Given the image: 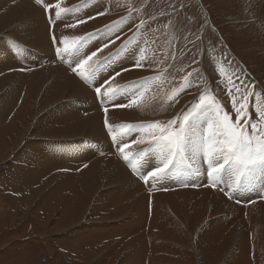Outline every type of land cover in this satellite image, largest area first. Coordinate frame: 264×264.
<instances>
[{
    "label": "rangeland",
    "instance_id": "rangeland-1",
    "mask_svg": "<svg viewBox=\"0 0 264 264\" xmlns=\"http://www.w3.org/2000/svg\"><path fill=\"white\" fill-rule=\"evenodd\" d=\"M17 1L19 0H0L2 9L0 16L3 12L5 14V6L8 7L5 2L12 4ZM67 1L71 4L74 3V6L69 4L70 6L66 8L77 7L79 16H94L93 14L99 12L100 9L104 11L109 7V17L112 20L110 19L109 22L100 26L81 24L89 26V29L84 33H79L78 27L81 25L74 28L76 30L69 28L68 33L59 35L58 39H62L64 36L71 39L73 36L104 29L106 25L123 20L120 26L122 31L118 35L125 40L119 46L132 36L133 33L128 28L132 29L137 25L140 26L136 29L138 40L131 46L132 48L138 45L139 49L148 52L146 44L151 36L163 46L164 55L161 57L169 60L168 64L174 71L172 76L163 77V95L161 96L163 99L171 102L168 98L175 93L172 86L188 83L190 86L187 89L197 95V100L202 94L214 95L217 102L235 120L231 98L227 94L228 81H234L243 91L242 80L244 84L249 85V90L254 93V98H249L248 111L251 116L254 106L264 108V43L259 41V36L263 37L261 29L264 27V0H65V5L68 4H66ZM55 2L56 0H53V3ZM20 4L25 7L29 3L27 0H20L18 5L21 6ZM38 11L40 14L44 12L41 8H38ZM117 11L118 13L122 11L121 16L118 13L114 15V12ZM19 16L18 14L17 21L16 16L13 18L12 24H14L8 30L9 34L8 31H0V56L6 54L7 59L20 60L24 65L36 60L34 67L37 65L39 68H33V71L53 65H56V69L71 70L68 68L69 63H66L71 60V57L66 56L64 62L58 60L54 55L52 44L46 48L38 47L36 43L34 46L29 43V45L24 44V42H29L24 31L32 23V18L37 16L23 18ZM66 19H71V17H66ZM60 31L59 28L58 32ZM54 34H56L55 30ZM45 40L46 38L43 37V41ZM9 41L15 42L21 51L17 52L16 48L8 43ZM161 45H157L156 49L160 50ZM119 46L116 48L110 46L100 52L99 56L104 57ZM150 47L152 48V46ZM6 49H9L8 53ZM111 49L113 50L111 51ZM155 59V65L159 67ZM149 61L148 55L146 62L149 63ZM3 64V61L0 62V69H7L8 67H2ZM130 65L131 61L124 58L114 66V70L119 71L120 68ZM160 68L162 66L158 69ZM221 70L223 76L220 74ZM161 73H158L159 76L158 74H148L144 77L161 78ZM116 78L118 80L113 81L115 86L117 85L115 82L123 85L139 80V78L126 76V73H122ZM77 79L75 80L78 81L79 79ZM52 80L53 77L49 79L51 82ZM5 85L9 86V83ZM21 85L25 86V84ZM252 85L255 87H251ZM9 89L10 87L8 90L0 92V115L4 114L3 117H0V126L7 122L6 115L9 116L12 110L11 107H8L10 103ZM93 90L94 88L91 86L88 91L93 92ZM67 92L60 100L42 112L36 107L32 108L33 110L29 109L32 115L30 114L24 119L21 128L18 126L21 135L13 136L11 145L0 149V264H142V261L145 264V257L157 261L153 264H250V261L251 264H264V224L258 223L261 229L258 232L254 229L255 220L247 219L248 217L250 219V215L255 213L252 210L249 214L247 209L264 204V199L261 198L264 194L262 190L264 176L254 178L237 191L235 199H231L233 201L230 203L231 209L221 208L222 211H219L215 205L211 208V205L202 203L204 198L200 194L207 191L209 187L202 188L207 179L201 174L203 166L197 160L200 158L199 156L189 160L191 169L184 167L180 172L164 179L150 180L148 189H146L141 184L142 177L133 174L131 167L113 154L116 153V143L138 138L135 133L129 137L128 130L123 127L124 124L139 125L156 121L164 123L169 121L168 117L155 119V121H151L152 119L146 121L121 119L114 112V110L121 109H114L109 105L107 119L112 126L111 133L106 131L97 137L98 134L91 133V129L86 127L84 131L85 127L80 126L82 129L77 128L78 131L71 129V134L67 137L54 135L48 136L49 139L37 137L36 133L41 130L40 127L38 128L41 120L85 119L88 117L87 112L92 109L98 110V113L105 119L103 110L100 111L102 107L95 104L94 97L86 99V95L75 94L76 92L72 93L70 90L69 96ZM144 110L146 108L142 111ZM127 111L130 110L127 109ZM183 112L184 110L181 108L176 109V113L179 115ZM255 118L256 113L254 112L252 119ZM204 124L206 123H202V125ZM101 126L104 128V123ZM94 131L96 132V129ZM112 135L116 137V142L112 141ZM147 148L148 145L133 144L128 149V152L132 153L130 159L137 165L140 172L145 171L146 160H151L154 163H158L159 160L158 156L148 152H145L143 157H136V153ZM110 155L114 156L113 158L116 157L121 167H126L130 174L129 182L123 181L117 185L113 179L104 178L101 190H99L98 184L92 186L91 189H88L90 192L88 207H85L82 217L70 225H62L63 217H70L74 212L80 211L77 205H74L67 214L64 213L69 209L70 204L62 201L56 202L52 209L51 204L47 205V210L41 215L34 213V204L37 207L44 205L56 193L62 196V193H65L63 191L64 181L80 175L79 172H84L80 167L90 166L95 161L106 160V156ZM100 158L102 160H99ZM21 163H24L25 167L22 173L24 176L22 178L25 179L23 181L16 178L17 166ZM110 167H112L110 171L113 173L116 166L111 163ZM72 168H74L73 173ZM64 175L67 178H64ZM40 187H43L42 196H39ZM31 188L36 190V194L38 193L35 203L28 206L30 199L28 203L25 200L21 205L14 197V193L16 192L19 197L25 196ZM210 188L212 189V187ZM78 190L82 191L81 187L77 185ZM150 191L154 192L152 197L149 195ZM139 194L144 196V199L141 200L148 197V211L150 207L153 209L148 221L145 222L141 221L140 213L137 210L138 206L142 205L138 198ZM108 196L116 199L117 202H112ZM131 196H136L135 199H132L133 205H125L123 200L127 197L131 198ZM75 199L78 202L82 201L79 197H75ZM245 201L246 204H244ZM257 201L261 203L257 204ZM100 208L105 209L106 212L100 213ZM47 213H52V215L44 217L43 214ZM191 213L199 214L194 217ZM262 213L264 214V209ZM258 214L261 217V211H257ZM245 215L246 218H243ZM197 217L200 218L197 220ZM261 218L264 219V217ZM156 219L163 221L166 226L160 224V227H156ZM239 220L240 224L236 222ZM229 223L234 225L230 227ZM246 224L250 225L249 228L252 229L249 232L245 229ZM238 226H240L239 230ZM215 229L216 231H214ZM154 231H163L169 237L159 236ZM233 231L239 232L240 238L239 236L234 239L231 237L228 241H224V237ZM256 232L258 233L256 234ZM245 236L247 240L244 239ZM141 237L144 242L149 238L156 242L162 241L157 244L151 241L154 242V248H161L162 251L154 255L151 246H148L146 242L141 251H138L140 248L138 243L128 245L129 242L133 243L134 240ZM123 241L125 242L123 243ZM118 244L123 245V248L117 249ZM250 246L251 249H249ZM78 247L82 248L80 252ZM248 249L254 252L252 255L250 251V258H248ZM260 258L262 259L259 261Z\"/></svg>",
    "mask_w": 264,
    "mask_h": 264
},
{
    "label": "snow or ice",
    "instance_id": "snow-or-ice-1",
    "mask_svg": "<svg viewBox=\"0 0 264 264\" xmlns=\"http://www.w3.org/2000/svg\"><path fill=\"white\" fill-rule=\"evenodd\" d=\"M35 3L44 7L55 57L61 62L65 61L66 56L71 57L69 67L72 74L81 82L93 86L97 104L102 107L105 114V129L111 133L112 126L107 119L109 105L114 109H130L138 106V101L158 78L143 77L127 84L113 86V81L123 72L143 70L146 67L139 46L131 47L138 40L136 29L140 26L130 29L132 36L115 51L100 57L99 53L109 48L115 43V39L119 38L123 20L106 25L104 29L73 36L71 39L68 36L58 39L52 31L56 23H61L64 27L76 28L87 23L89 19L106 15V10L99 11L94 16H79L77 7L61 6L64 0H56L55 3L53 0H35ZM53 9H55L54 13ZM8 43L16 47L17 52L21 51L15 42ZM124 58L129 59L131 65L115 71L114 66ZM147 68H152V65H147ZM220 74L223 76L222 70ZM241 84L243 91L234 81H228L227 94L231 98L235 120L217 102L214 95L202 94L189 109L167 122L123 125L128 130L129 137L135 133L138 138L116 143L117 153L131 167L133 174L142 177L145 184H149L150 180H161L176 174L184 167L191 169L189 160L199 156L203 166L201 174L208 181L204 186L219 187L226 198L233 199L236 192L254 178L264 176V108L254 106L256 118L252 119L248 109L249 98H254V93L242 80ZM189 86L190 84L185 83L168 99L178 102L179 95ZM203 122H206V127L202 126ZM111 139L116 142L114 135ZM133 144L148 145L146 150L136 153V157H143L145 152L152 153L158 156V163L146 160L145 171L140 172L130 159L132 153L128 152ZM226 177L228 179H225ZM261 198L264 199V195Z\"/></svg>",
    "mask_w": 264,
    "mask_h": 264
},
{
    "label": "bare ground",
    "instance_id": "bare-ground-1",
    "mask_svg": "<svg viewBox=\"0 0 264 264\" xmlns=\"http://www.w3.org/2000/svg\"><path fill=\"white\" fill-rule=\"evenodd\" d=\"M27 1H28L29 4H27L25 7H22L21 4H20L21 6L18 5V2H20V0L15 2V3H12V4H9V2H5L8 5V7L5 6V8H6L5 14L3 12V14H1V16H0V31L4 30V31L7 32L10 28H12L11 26H13V24H14V23L12 24V22H14L12 20L16 16V21H17L18 14L20 15L19 17H21V18L30 17V16H33V15H36L37 17L36 18H34V17L32 18L33 19L32 23L28 26V29L24 31V33L27 34V37L29 39V42H24V44H27V45L32 44L34 46V44L36 43L38 45V47L46 48V47H48L51 44L50 35H49V29H48V20L46 19L45 12L40 14V12L38 11V8H41V10L44 11V7H41L40 5L36 4L35 0H27ZM67 5H69V4H67ZM114 5L117 6V4H115V3H114ZM108 9H109V7L106 10V12H107L106 15L96 16V18L89 19L87 21V23L90 24V25H97V26L99 25L100 26V25H103V24L109 22V20L111 18L109 17L110 13H109ZM1 11H2V9L0 8V12ZM100 11H102V9H100ZM263 11H264V9H263ZM121 12L120 11H119V13H118V11L114 12V15H116L118 13V15L121 16L120 15ZM93 15H95V14H93ZM43 16L45 18V21H44ZM88 24L79 26L78 27L79 33H84L85 31H87L89 29ZM57 25H59V26L57 27ZM59 28L61 29L60 32H58ZM68 29H69V27H64L63 24L60 25L59 23H56V25H55L54 29H52V31L54 32V30H55V33H56L55 35L58 38L59 35H63V34L68 33ZM72 30H76V29L72 28ZM128 30H130V29L128 28ZM9 32L10 31H8V34H9ZM261 34H263V37L259 36V41L264 43V27H262V29H261ZM43 37L46 38L45 41H43ZM124 40L125 39L122 38V37H119V38L115 39V43H114L115 44V48L117 46H119V44L122 43ZM157 45H161V44H159L151 36V39L146 44L148 52L147 51L145 52V50L140 49V55H143V57H144L143 63L146 66L145 69L123 72V73H126V76H131V77L139 78V79L141 77L147 76L148 74L149 75H153V74H158V73L162 72L161 73L162 77L156 79L155 82H153L154 84H152L150 90L148 92H146L144 94V96L138 101V106H134V107L130 108L129 109L130 111H127V109H124V108H121V110H114L115 114H117L121 119L122 118H124V119L127 118V119H131V120L135 119L136 121H146L148 119H152L151 121H155V119H163V118L165 119V117H168V120H170V119H173L174 117H176L177 115H179V114L176 113V109L177 108H181L184 111H186L194 103L197 102V98H196L197 95L195 93H193V92H189V89L184 90L183 94L179 95L178 102H173V101L169 102V101H167V100H165V99H163L161 97L163 95V93H162L163 77L164 76H172L174 74V71L171 70V67L168 64L169 60L166 59V58H162L161 57V55H164L163 46L161 45V48L159 50V49H156ZM150 46H152V48ZM115 48H113V49H115ZM113 49H111V51ZM6 50H7V53H8L9 49H6ZM48 51H50V50H48ZM155 51H157L158 54L155 53ZM148 55H149V60H150L149 63L146 62V60L148 59ZM17 57H18V55H17ZM137 59H138V57H137ZM154 59L157 60V62H158L157 66H159V67L162 66V68L158 69L159 67H156ZM0 60H1L0 62H2V61L4 62L2 67H8L7 69H4V68L0 69V79L2 78L0 80V92H4L6 89L8 90V87H10V89H9L10 90V96H8V99H10V101H9L10 102L9 103L10 106L8 105V103H7V105H8L9 108L10 107L12 108V110L10 111L9 116L6 115L7 122L6 123L4 122L0 126V149L1 148H7L8 145H11L10 144L11 143V138L13 136H15L17 134L21 135L20 130L18 131V126H19V128H21L22 123L25 121L24 119L27 118L28 116H30V114H31L30 110L35 109L34 107H36L37 110L38 109L41 110V112L46 110L47 108L51 107L54 102L56 103V101L60 100V98L63 97L64 94L67 91H68L67 92L68 95H69L70 92H72V93L76 92L75 94L80 93V94L86 95L85 96L86 99H90V98L92 99V97H94L95 104H97L94 90H93V92H89L88 91L91 86L88 85V84H85L84 82H80L76 77L73 76V74H71L72 73L71 70L66 71V69H63V68L56 69V65H53V66H50V67H47V68H43L42 67L43 69L40 68L38 70H34L33 71L32 70L33 68H39V67H37V65H36V67H34L35 63H36V60L28 62L29 64L24 65L23 62L20 61V60L19 61L18 60H14L13 61V60H11L9 58L7 59L6 54L5 55H1L0 56ZM68 61L70 62L71 60H68ZM69 62L66 61V63H69ZM149 64L152 65V68H147V65H149ZM68 68L70 69V67H68ZM158 76H159V74H158ZM51 77H53V80L55 82L53 80H52V82L49 81V79ZM75 79H77L78 81H76ZM26 81H29V82L25 83ZM6 83H9V86L8 85L6 86L5 85ZM21 84H25V86L21 85ZM169 86L171 87V84ZM182 86H183V84H179L177 86H172V87H174L175 92H177ZM69 90H70V92H69ZM92 94H93V96H92ZM2 104H5V103H2ZM13 104H15V105L13 106ZM91 105H92V102H91ZM97 106H98V104H97ZM18 107H19V109L17 110ZM145 108H146V110L142 111ZM122 110H124V111H122ZM100 111H102V109ZM1 113H3V112H1ZM11 114H12V116H11ZM87 114H88V117H86L85 119L73 118L71 120L62 121L61 119L58 118V119H52V120H47V119L43 120V121L41 120V121H39V125H38V128L40 127L41 130H38V132L36 133V136L37 137L40 136L43 139H49L47 137L48 136H53V135L56 136V137H67V136H69L71 134V129L75 130V131H78V129H82L84 127H85L84 131L86 130V127H87L89 129H91V133L98 134L97 137H99L101 135V133L107 131L105 129V127L103 128L101 126V124L104 123V119H103L102 115H100L98 113V110L92 109L90 112H87ZM3 115L4 114H1L0 117H3ZM110 117L112 118L113 116L111 115ZM3 120H4V118H3ZM203 123H206V122H203ZM202 126L206 127V124H204ZM94 129H96V132L94 131ZM104 136H105V134H104ZM95 138H96V136H95ZM144 145H146V144H144ZM113 154L114 155H116V154L118 155L117 151H116V153L114 152ZM113 157L111 155L110 156H106V160H102L100 158L99 160H102V161H99V162L95 161L90 166L80 167L81 169L84 170V172H82V173L79 172L80 175L74 176L71 180L64 181V183H65L64 187L65 188L63 187V191H65V193H62V196H59V194L56 193L54 196L49 198L46 201V204H44V205H41V206L37 207L36 204H34L35 203V198H36V196H38V193L36 194V190H34L33 188H31L32 190L29 189V191L26 193V195L25 196H21V197H19L17 195V193L15 192L14 193V197L19 201V203L21 205L23 204V202L25 200H27L26 203H28V201L31 199L30 203L28 204V206L34 204L33 205L34 206V213L36 215H38V214L41 215L42 212L46 211L47 210L46 206L49 205V204L52 205V207H51V209H52L53 207H55L56 202L59 203V202L62 201L64 203H69L70 204L69 209H67L64 214L69 213L72 210L73 206L77 205V208L80 211L74 212V214L72 216H70V217H67V216L63 217L62 225L66 226V225H70L71 223H75L80 217H82L85 207H88V201H89L88 199L90 198V194H89L90 192L88 191V189H91L92 186L98 184L99 185V190H101V184H102V180L104 178L113 179L117 185L121 184L123 181H126V182L130 181L129 180L130 174L127 172L126 167L125 166L121 167V165L118 164L119 162L116 159V157L115 158H113ZM197 160L199 162H201V158H199ZM111 163L116 166V168L114 167L115 170L113 171V173L110 171L111 168H112V167H110ZM23 164L24 163H21L19 166H17L16 178H20L21 181L25 180L24 178H22V177H24L22 173H23V170L25 169ZM118 165H120V166H118ZM66 167H68V166H66ZM118 167H120V168H118ZM73 170H74V168H72V173H73ZM63 177L67 178L66 175H64ZM138 177H137V179H138ZM134 178H136V177H134ZM31 182H33V179H31ZM206 182L207 181H205V184H206ZM205 184L202 185V188H208V186H204ZM77 185L79 187H81L82 191H79V190L77 191ZM197 187H199V186H197ZM39 189H40L39 196H42L43 187H40ZM140 190H142V188H140ZM203 192L204 193L200 194L201 197L204 198V202H202V203H206L208 205H211V208H212V206L215 205L218 208L219 211H222L221 208H230L231 207L230 203H232L233 201L225 198V196L223 195V192L220 191L219 187H217L216 189L215 188L211 189L209 187L207 191H203ZM263 193H264V189H263ZM170 194H168V195H170ZM67 195H69V197H67ZM239 196H241V195H239ZM75 197L81 198L82 201L81 202L76 201ZM143 197L144 196H142L141 194L138 195V198L140 200L144 199ZM108 198L112 202H117L116 199H112L109 196H108ZM135 198H136V196H134V197L131 196V198L127 197V198H125L123 200V202L125 203V205L132 206L133 203H134L132 201V199H135ZM157 198H158V196H157ZM192 199H194V198H192ZM147 201H148V197L145 200H141L140 203H142V205L138 206V208H137V210L140 213L141 221L144 220V222L148 221V217H150L151 214H152V210L150 212L148 211ZM237 201H239L238 198H237ZM200 202H201V200H200ZM244 204H246V201L244 202ZM51 209H49V210L51 211ZM263 209H264V204H260L257 207H254V208H251V209L248 210L249 214L251 213L252 210L256 213V214L254 213L253 215H250V219H249V217L247 219L249 221L250 220L251 221L255 220L254 229L256 231H258V232L261 231L258 223L264 224V219L261 218V217H264V214L262 213ZM257 211H261V217H260L259 214L257 215ZM99 212L103 214V212H106V211H105V209H101L100 208ZM197 214H199V213H197ZM197 214H195V215L192 214V215L195 217ZM43 215H44V217H46L47 215H52V213H47V214H43ZM208 216H209V214H208ZM199 218L200 217H197V220ZM243 218H246V215L243 216ZM155 222H156V224H155L156 227H160V224L162 226H166L165 223L163 221L159 220V219L158 220L156 219ZM236 222L238 224H240V220L236 221ZM151 225H152V222H151ZM232 225H234V224H232ZM232 225H231V223H229L230 227ZM249 226L247 224L245 225V229L247 230V232L252 230L251 228H249ZM239 229H240V226H238V230ZM214 231H216V229ZM258 232H256V234ZM154 233H157L159 236H162V237H169V235L165 234V232H163V231H157V232L154 231ZM125 235H123V237H125ZM239 235H240L239 232H234L233 231V232H231V234H228L227 236L224 237V241H228L231 237L234 239V238L238 237ZM257 236H259V235H257ZM239 238H240V236H239ZM244 239L247 240L246 236H245ZM151 241H154L155 244H157L159 242L162 243V241L156 242L155 240H153L151 238L145 240V242L148 243V246H151L152 251H154L153 252L154 255H157L159 252L162 251V249L158 248V247L154 248V242H151ZM124 242L125 241H123V243ZM145 242H144L143 238L141 237V238H138V239L134 240L133 243L129 242L128 245H130V244L132 245V244L138 243V244H140V248H139L138 251H141L142 249H144ZM249 243H250V241H249ZM258 247L260 249L259 244H258ZM121 248H123V245L118 244L117 245V249H121ZM251 248L252 247L250 246L249 249H251ZM77 249L80 252L82 248L78 247ZM249 249H248V258H250V254H251V252H250L251 250H249ZM79 252H77V254H79ZM145 259H146V263L145 264L157 263L156 260L149 259V257H145ZM261 259L262 258H260L259 261ZM141 263L144 264L143 261ZM249 263L251 264V261Z\"/></svg>",
    "mask_w": 264,
    "mask_h": 264
},
{
    "label": "crops",
    "instance_id": "crops-1",
    "mask_svg": "<svg viewBox=\"0 0 264 264\" xmlns=\"http://www.w3.org/2000/svg\"><path fill=\"white\" fill-rule=\"evenodd\" d=\"M64 2H65V0H64ZM68 2V4H71L69 1H67ZM66 2V3H67ZM77 3V2H76ZM64 4V3H63ZM74 4V3H73ZM73 4H71V6H74ZM41 7H43V5L41 4L40 5ZM62 7H68V6H70V5H61ZM55 11V9H53V12ZM63 15V14H62ZM65 33V32H64ZM115 46V44H111V48L112 47H114ZM123 76V75H122ZM116 80H118L117 78H116ZM116 84H119L118 82H115ZM113 86H115V85H113ZM253 114H254V112L252 111V117H253Z\"/></svg>",
    "mask_w": 264,
    "mask_h": 264
}]
</instances>
